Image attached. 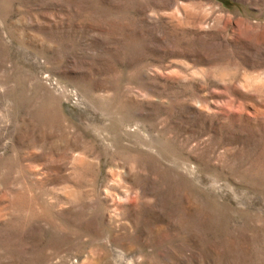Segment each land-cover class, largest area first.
I'll return each instance as SVG.
<instances>
[{
	"label": "rangeland",
	"instance_id": "1",
	"mask_svg": "<svg viewBox=\"0 0 264 264\" xmlns=\"http://www.w3.org/2000/svg\"><path fill=\"white\" fill-rule=\"evenodd\" d=\"M0 264H264V0H0Z\"/></svg>",
	"mask_w": 264,
	"mask_h": 264
}]
</instances>
